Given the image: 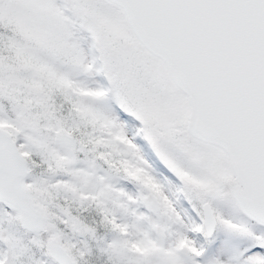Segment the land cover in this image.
<instances>
[{
  "label": "snow or ice",
  "instance_id": "6c2138e0",
  "mask_svg": "<svg viewBox=\"0 0 264 264\" xmlns=\"http://www.w3.org/2000/svg\"><path fill=\"white\" fill-rule=\"evenodd\" d=\"M0 264H264V0H0Z\"/></svg>",
  "mask_w": 264,
  "mask_h": 264
}]
</instances>
